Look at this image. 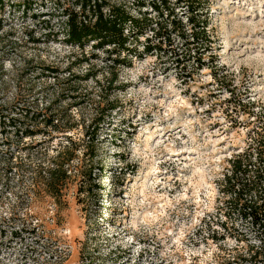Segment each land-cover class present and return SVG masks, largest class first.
Segmentation results:
<instances>
[{
  "label": "rangeland",
  "instance_id": "rangeland-1",
  "mask_svg": "<svg viewBox=\"0 0 264 264\" xmlns=\"http://www.w3.org/2000/svg\"><path fill=\"white\" fill-rule=\"evenodd\" d=\"M209 1L217 79L210 68L185 77L152 56L120 67L122 87L111 94L120 106L99 126L97 156L80 164L94 167L95 197H78L76 181L66 208L29 196L27 150L0 165V264H245L243 245L216 241L204 219L217 176L245 147L249 112L264 116V0ZM52 11H0V105L45 101L52 68L60 77L89 66L108 75L105 53L56 37ZM73 113L88 123L94 110Z\"/></svg>",
  "mask_w": 264,
  "mask_h": 264
},
{
  "label": "trees",
  "instance_id": "trees-1",
  "mask_svg": "<svg viewBox=\"0 0 264 264\" xmlns=\"http://www.w3.org/2000/svg\"><path fill=\"white\" fill-rule=\"evenodd\" d=\"M37 4L51 5V15L60 20L56 37L62 35L67 45L79 49L91 46L93 52L102 51L112 61L108 75L106 70L89 66L85 72L69 70L60 77L52 68L54 78L48 84L45 101L0 105V165L8 166L16 152L27 150L29 196L45 194L66 208L71 183L76 181L78 197L84 194L93 198L100 189L94 167L80 164L97 156L99 126L120 106L111 98L122 87L118 84L120 67L131 66L134 58L152 56L187 71L185 77L192 78L199 70L210 68L217 79L211 2L0 0V11L10 7L25 12ZM94 58L97 56L93 53L84 62L88 64ZM189 64L192 68L188 70ZM92 80L97 91L87 87ZM85 104L94 110L88 123L73 113ZM255 107L252 104L251 108ZM249 113L256 120L247 133L245 147L228 159L217 176V203L204 222L209 228L216 227L212 235L216 241L231 238L243 245L245 264H264V116ZM80 127L82 137L74 139V131Z\"/></svg>",
  "mask_w": 264,
  "mask_h": 264
}]
</instances>
